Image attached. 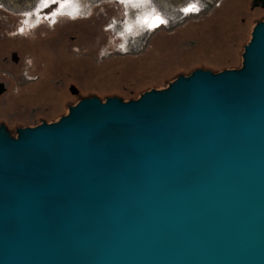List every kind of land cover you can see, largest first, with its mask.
<instances>
[{
	"label": "water",
	"instance_id": "obj_1",
	"mask_svg": "<svg viewBox=\"0 0 264 264\" xmlns=\"http://www.w3.org/2000/svg\"><path fill=\"white\" fill-rule=\"evenodd\" d=\"M241 56L1 124L0 264H264V20Z\"/></svg>",
	"mask_w": 264,
	"mask_h": 264
},
{
	"label": "rangeland",
	"instance_id": "obj_2",
	"mask_svg": "<svg viewBox=\"0 0 264 264\" xmlns=\"http://www.w3.org/2000/svg\"><path fill=\"white\" fill-rule=\"evenodd\" d=\"M186 1L71 0L66 5H76L75 12L52 15L60 5L0 0V79L14 78L0 96V122L16 136L18 127L57 121L83 97L128 101L150 88H165L196 68H240L251 31L264 20V7L253 6L252 0H199L206 1L205 10L154 29L141 50L116 51L124 36L118 26L111 27L112 20L118 23L132 14L123 26L136 32L152 9L173 14ZM27 13L41 17L40 23L29 25ZM137 14L140 18L134 19ZM25 72L37 79H25ZM71 85L77 94L70 92ZM51 94L59 98L51 102Z\"/></svg>",
	"mask_w": 264,
	"mask_h": 264
},
{
	"label": "built area",
	"instance_id": "obj_3",
	"mask_svg": "<svg viewBox=\"0 0 264 264\" xmlns=\"http://www.w3.org/2000/svg\"><path fill=\"white\" fill-rule=\"evenodd\" d=\"M206 1H199V0H189L184 2L183 4L179 5L176 9H174V13H169V14H165L162 13L161 11H156L155 9H152V11H150L147 15H145V18H149V21L145 20V23H147V26H143V27H139V29H137L136 32H134L133 30H126L124 29V24L127 22L128 18L132 17V14H129L128 17L125 16V18L120 21V22H116L114 20H112L111 22V27L114 26H118L119 29V33L120 36H124L123 39H121V41H119L117 43L116 46V51L121 53V54H129V53H134L137 52L139 50H141L147 40L148 34L153 31L154 29H157L163 25H167L169 22L171 24H175L179 19L181 18H186L188 16L191 15H197L199 14L201 11L205 10L207 8V4L205 3ZM195 4L197 8H199V11H193V12H188L185 13L184 11H182L183 8L187 7L189 4ZM127 15V14H126ZM139 15H135L134 19L140 18L138 17ZM159 17L160 19L166 21V23L164 24H159L157 27H149V24L153 23L152 19L150 21V18H156ZM56 20V17H53V19H51L49 21L50 25H53L54 22ZM141 28V29H140ZM21 27L18 28V32L21 33ZM130 35V36H129ZM129 36V37H128ZM24 77L27 80H32L35 81L37 79V76H29L27 75V73H24Z\"/></svg>",
	"mask_w": 264,
	"mask_h": 264
},
{
	"label": "flooded vegetation",
	"instance_id": "obj_4",
	"mask_svg": "<svg viewBox=\"0 0 264 264\" xmlns=\"http://www.w3.org/2000/svg\"><path fill=\"white\" fill-rule=\"evenodd\" d=\"M253 2H252V4H253V6H258V5H260L261 6V0H252ZM76 9H77V6L76 5H71V6H68V5H64L62 8H60V10H59V13L60 14H65V13H69V12H74V11H76ZM41 11V10H40ZM41 16V15H40ZM28 21H27V23L29 24V25H32V26H37V24L38 23H40V20H41V17H38V16H36V17H32L31 15L28 17ZM151 19H152V21L154 22L155 21V19L154 18H150V21H151ZM144 20H146V21H149V18H145ZM38 23H37V22ZM34 22H36V23H34ZM24 24V23H23ZM146 25H147V23H146ZM22 33V32H21ZM11 59L13 60V61H17V56H16V54L15 53H12L11 54ZM6 89H7V86H6V84L3 82V81H0V96L6 91ZM1 124H4L5 125V127L7 128V126H6V124L4 123V122H0V125ZM8 129V128H7Z\"/></svg>",
	"mask_w": 264,
	"mask_h": 264
},
{
	"label": "snow or ice",
	"instance_id": "obj_5",
	"mask_svg": "<svg viewBox=\"0 0 264 264\" xmlns=\"http://www.w3.org/2000/svg\"><path fill=\"white\" fill-rule=\"evenodd\" d=\"M122 3L124 2H129V0H121ZM71 3V0H41V4L44 7H51V5H55L58 4L60 5V7L62 8L64 5ZM40 9H37V12H39ZM59 11V9H57V11L52 12V15H56L57 12ZM182 11H184L185 13L188 12H193V11H199V8L196 7L195 4H189L187 7L183 8ZM26 15H31L30 13H27ZM166 23V21L160 19L159 17H156L155 21L151 24H149V27H157L159 24H164ZM21 31H23V29H21Z\"/></svg>",
	"mask_w": 264,
	"mask_h": 264
},
{
	"label": "crops",
	"instance_id": "obj_6",
	"mask_svg": "<svg viewBox=\"0 0 264 264\" xmlns=\"http://www.w3.org/2000/svg\"><path fill=\"white\" fill-rule=\"evenodd\" d=\"M223 69H225V68H223ZM223 69H222V70H223ZM12 79H14V78H8V79L5 80V81H4V79H3V80L0 79V81L5 82L6 86H8V85L11 83V80H12ZM49 98H50L49 100H50L51 102H53L55 99H58V98H59V94H53V95L51 94V95L49 96Z\"/></svg>",
	"mask_w": 264,
	"mask_h": 264
},
{
	"label": "trees",
	"instance_id": "obj_7",
	"mask_svg": "<svg viewBox=\"0 0 264 264\" xmlns=\"http://www.w3.org/2000/svg\"><path fill=\"white\" fill-rule=\"evenodd\" d=\"M176 77H177V76H176ZM176 77H175V78H176ZM175 78H174V79H175ZM174 79H173V80H174ZM80 99H81V98H80ZM105 99H106V98H105Z\"/></svg>",
	"mask_w": 264,
	"mask_h": 264
},
{
	"label": "bare ground",
	"instance_id": "obj_8",
	"mask_svg": "<svg viewBox=\"0 0 264 264\" xmlns=\"http://www.w3.org/2000/svg\"><path fill=\"white\" fill-rule=\"evenodd\" d=\"M75 12V11H74ZM139 28V27H138Z\"/></svg>",
	"mask_w": 264,
	"mask_h": 264
}]
</instances>
